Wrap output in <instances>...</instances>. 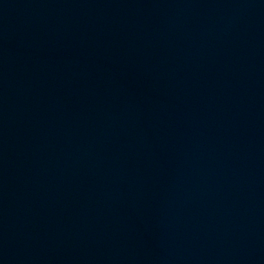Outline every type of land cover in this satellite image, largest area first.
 Masks as SVG:
<instances>
[{
    "label": "water",
    "instance_id": "obj_1",
    "mask_svg": "<svg viewBox=\"0 0 264 264\" xmlns=\"http://www.w3.org/2000/svg\"><path fill=\"white\" fill-rule=\"evenodd\" d=\"M0 264H264V0H0Z\"/></svg>",
    "mask_w": 264,
    "mask_h": 264
}]
</instances>
